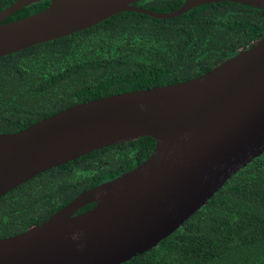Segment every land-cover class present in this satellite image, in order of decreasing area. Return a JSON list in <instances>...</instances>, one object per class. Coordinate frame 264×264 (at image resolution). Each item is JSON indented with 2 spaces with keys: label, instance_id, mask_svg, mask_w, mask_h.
I'll use <instances>...</instances> for the list:
<instances>
[{
  "label": "water",
  "instance_id": "water-1",
  "mask_svg": "<svg viewBox=\"0 0 264 264\" xmlns=\"http://www.w3.org/2000/svg\"><path fill=\"white\" fill-rule=\"evenodd\" d=\"M37 1L13 0L0 9V55L120 11L167 18L220 0H182L168 11L137 0H47L1 21ZM230 1L264 8V0ZM143 135L154 139L144 159L0 237V264H118L154 246L264 152V33L198 75L77 102L0 131V195L51 166Z\"/></svg>",
  "mask_w": 264,
  "mask_h": 264
},
{
  "label": "trees",
  "instance_id": "trees-1",
  "mask_svg": "<svg viewBox=\"0 0 264 264\" xmlns=\"http://www.w3.org/2000/svg\"><path fill=\"white\" fill-rule=\"evenodd\" d=\"M11 1L0 0V9ZM181 2L133 3L168 11ZM46 4L21 6L1 21ZM263 33L264 8L220 0L167 18L124 10L0 55V131L77 102L198 75ZM153 144L147 135L107 144L16 184L0 195V237L40 222L81 190L131 168ZM118 264H264V152L154 246Z\"/></svg>",
  "mask_w": 264,
  "mask_h": 264
}]
</instances>
